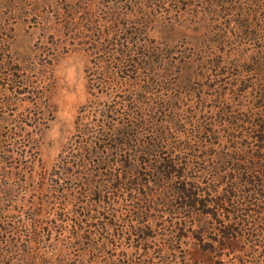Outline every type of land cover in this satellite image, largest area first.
<instances>
[{
  "label": "trees",
  "instance_id": "trees-1",
  "mask_svg": "<svg viewBox=\"0 0 264 264\" xmlns=\"http://www.w3.org/2000/svg\"><path fill=\"white\" fill-rule=\"evenodd\" d=\"M187 1L206 13H219L222 4L229 5L231 18L218 44L231 42L235 52L241 51L243 23L247 37L264 42V0ZM242 6L252 12L243 22L235 10ZM114 44L106 49L107 56L94 58L95 70L88 78L94 100L79 110L68 151L51 173L80 190L72 211L73 238L83 233L93 246L109 248L148 228L165 243L177 241V234L202 240L210 218L220 223L215 227L228 242L247 245L252 256L244 264H264V70L243 68L233 75L234 87L245 82L244 95L236 100L228 88L220 89L214 74L221 64V51H207L214 43L206 44L204 51L195 45L188 54L172 51V56L144 40L126 41L118 48ZM259 49L264 58V45ZM0 64L5 66L4 59ZM195 64L201 70L199 91L172 87L175 72ZM244 72L258 75L249 83ZM1 78L0 95L8 99L0 98V264H31V246L43 237L40 219L36 229L31 228L19 218L24 211L15 212L5 196L15 195L33 177L41 162L37 132L44 123L30 118L31 111L26 120L12 118L16 113L9 109L13 103L32 102L21 98L33 93L31 77L10 69ZM10 85L15 91L9 92ZM23 85L31 89L22 92ZM247 93L253 97L248 99ZM35 109L42 114L46 106L38 102ZM92 191L98 200L91 199ZM70 192L57 212L71 225ZM101 211L112 219L99 223L96 214ZM42 215V210L36 212L38 218ZM119 261L112 256L103 264H124Z\"/></svg>",
  "mask_w": 264,
  "mask_h": 264
},
{
  "label": "rangeland",
  "instance_id": "rangeland-1",
  "mask_svg": "<svg viewBox=\"0 0 264 264\" xmlns=\"http://www.w3.org/2000/svg\"><path fill=\"white\" fill-rule=\"evenodd\" d=\"M222 5L219 13H206L187 0H0V62L3 59L5 62V66L0 67V82H4L1 77L10 69L29 75L33 81V93L21 96L29 97L32 102L10 104V111L14 113L15 110L16 113L12 118L26 120L28 111H31L30 118L44 123L37 132L41 162L36 166L33 177L15 195L5 196V202L15 212L24 211L19 218L31 228L36 229L40 219L43 237L36 239L31 246L35 249L33 256H29L31 264H93L95 261L103 264L112 256L124 264H244L246 259H250L252 253L246 251L247 245L228 242L223 231L215 227H221L220 223L215 224L210 218L207 224L211 229L204 233L202 240L191 234H177V241L165 243L157 237L156 231L148 228L139 235L119 239L115 242L117 245L109 248L93 246L83 233L80 239L73 238L72 211L80 190L75 184L67 180L58 181L51 175L55 172L58 158L68 151L76 131L79 110L94 100L88 80L95 70L94 58L107 56L109 52L106 49L113 43L118 48L126 41L144 40L171 56L180 50L188 54L193 45L204 51L206 44L214 43L207 51H221L217 56L221 64L216 71L214 68L220 89L228 88L229 96L239 100L245 82L234 87L231 84L236 81L233 75L243 68L245 71L258 68L257 73L264 70V58H261L262 50L259 49L264 42L255 35L247 37L243 23L239 32L241 51L235 52L231 42L218 44L225 34L224 25L231 18L227 12L229 5ZM235 10L242 22L252 13L244 6L235 7ZM215 23L218 26H214ZM231 26L237 24L232 23ZM175 73L170 78L172 87L199 91L200 67L195 64L180 74ZM244 74L249 83L258 75ZM13 86L10 85L9 92L15 91ZM30 89L26 85L19 88L22 92ZM253 94L245 96L249 99ZM0 98L8 99V96L0 95ZM33 102L44 104L45 111L38 113ZM46 174L49 180L45 179ZM69 191L71 225L61 219L63 213L57 212L59 205H65L62 201ZM97 197L98 193L92 191L91 199L96 201ZM41 210L43 215L38 218L36 212ZM96 216L100 217L99 223L102 219H112L105 211ZM128 218L129 215L125 216V220ZM16 219L10 218L11 223L14 224ZM27 237L22 238L25 244ZM60 248L64 251L58 252Z\"/></svg>",
  "mask_w": 264,
  "mask_h": 264
}]
</instances>
